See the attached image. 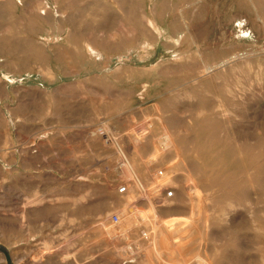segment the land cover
<instances>
[{
	"label": "rangeland",
	"instance_id": "rangeland-1",
	"mask_svg": "<svg viewBox=\"0 0 264 264\" xmlns=\"http://www.w3.org/2000/svg\"><path fill=\"white\" fill-rule=\"evenodd\" d=\"M150 199L174 257L264 264V0H0V264L167 263Z\"/></svg>",
	"mask_w": 264,
	"mask_h": 264
},
{
	"label": "bare ground",
	"instance_id": "bare-ground-1",
	"mask_svg": "<svg viewBox=\"0 0 264 264\" xmlns=\"http://www.w3.org/2000/svg\"><path fill=\"white\" fill-rule=\"evenodd\" d=\"M157 151V150H156ZM183 159V158H182ZM173 162V161H172ZM168 166V165H167ZM191 173V172H190ZM158 179V178H157ZM169 179V178H168ZM191 180V179H190ZM167 179H160V180H155V181H153L149 186H148V188L146 189V195L148 196V198H149V196H157V195H159L160 194V192L167 186ZM196 182V181H195ZM138 184V183H137ZM188 184V183H187ZM195 191H194V196H195V206L194 207H199L200 205H201V202H202V200H203V196H202V192H201V190H199L198 188H196L195 187V189H194ZM191 191V190H190ZM191 195H192V193H191ZM188 196H189V194H188ZM192 197V196H191ZM135 198V197H134ZM193 199V198H192ZM193 202V201H192ZM192 202H191V204H192ZM204 202V201H203ZM203 204V203H202ZM150 212L148 213V215H147V213H146V215H147V219H152V221L154 222V225H155V227H156V231H157V233H159L160 234V236L159 237H161V240H160V244H161V248L162 249H164V251H165V253L167 254V257H168V262L167 263H165V264H187V262H186V260L184 259V260H181L180 258H177V257H174V255H173V250H171V249H173V248H169L167 245H169V242H170V240L168 239V238H170V237H173V236H175V235H182V234H184L185 232V230L187 229V224H188V220L187 221H185V222H175L174 221V223L172 224V227H171V230H168V228H166V226H165V224L164 223H162L161 221H160V219L161 218H159V216H158V213L155 211V209H154V207H153V205H152V203H151V199H150ZM191 206H193V205H190V207ZM202 206V205H201ZM143 208V207H142ZM200 208V207H199ZM198 208V209H199ZM193 209V208H192ZM191 209V210H192ZM196 209V208H195ZM194 209V210H195ZM138 210V209H137ZM199 211H201V210H199ZM193 212V210L191 211V213ZM199 214V213H198ZM197 214V215H198ZM143 215H144V212H143ZM205 215V214H204ZM24 218V217H23ZM146 218V217H145ZM194 218V217H193ZM206 219V218H205ZM25 220V219H24ZM170 220V219H169ZM168 221V220H167ZM169 225V224H168ZM189 230V229H188ZM158 234V235H159ZM186 238V237H185ZM185 238H183V239H185ZM167 239V241H165ZM183 242V241H182ZM181 242V243H182ZM171 243V242H170ZM184 243V242H183ZM176 246V245H175ZM177 247L180 249V244L178 245L177 244ZM178 248H174V249H178ZM179 251V250H178ZM180 251H182L183 252V250H181L180 249ZM155 252L157 253V254H155L157 257H159L158 259H162L161 258V253L162 252H157V250H155ZM176 253V252H175ZM174 253V254H175ZM165 254V255H166ZM178 254H180V256H181V253H179L178 252ZM179 256V257H180ZM185 256V255H184ZM163 257V256H162ZM182 257H183V254H182ZM181 257V258H182ZM4 258V257H3ZM185 258V257H184ZM1 260H2V258H1ZM3 260H5V259H3ZM2 262V261H1Z\"/></svg>",
	"mask_w": 264,
	"mask_h": 264
},
{
	"label": "crops",
	"instance_id": "crops-1",
	"mask_svg": "<svg viewBox=\"0 0 264 264\" xmlns=\"http://www.w3.org/2000/svg\"><path fill=\"white\" fill-rule=\"evenodd\" d=\"M44 44V43H43ZM46 46V48L48 49V50H50L51 51V49H50V46L49 45H45ZM53 51V53H54V50H52ZM51 51V52H52ZM93 52H96V51H93ZM91 54V53H90ZM56 54L54 53V56H55ZM135 181L140 185V189H139V193H140V195L138 196V198H137V202H136V204H143L146 200H147V198L145 197V195H143L144 194V187H143V185H142V183L139 181V179H135ZM124 184H126V183H124ZM127 185V184H126ZM127 189H128V191H129V186L127 185ZM154 200L156 201V205L157 206H159V207H161L164 203L163 202H165L166 200H163V191H161V193L156 197V198H154ZM137 236H139L140 237V235L139 234H137ZM113 264H126V263H121L120 262V260L119 259H117V261H114L113 262ZM162 264H165V263H162Z\"/></svg>",
	"mask_w": 264,
	"mask_h": 264
},
{
	"label": "built area",
	"instance_id": "built-area-1",
	"mask_svg": "<svg viewBox=\"0 0 264 264\" xmlns=\"http://www.w3.org/2000/svg\"><path fill=\"white\" fill-rule=\"evenodd\" d=\"M163 191V200H168L174 197L175 190L173 188H165L162 190ZM128 192L127 185L126 184H121L118 187V193L120 194H126ZM112 222L114 224H119L121 222V216L119 214H113L112 215ZM141 234H145L141 232ZM147 237V235H145ZM145 237V238H146Z\"/></svg>",
	"mask_w": 264,
	"mask_h": 264
}]
</instances>
